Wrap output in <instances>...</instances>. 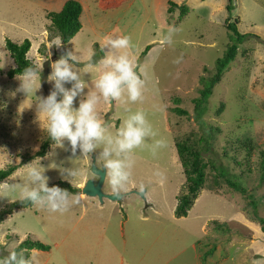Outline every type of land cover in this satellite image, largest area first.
I'll list each match as a JSON object with an SVG mask.
<instances>
[{
	"label": "rangeland",
	"instance_id": "374dc122",
	"mask_svg": "<svg viewBox=\"0 0 264 264\" xmlns=\"http://www.w3.org/2000/svg\"><path fill=\"white\" fill-rule=\"evenodd\" d=\"M65 1L0 0V164L11 157L20 167L46 157L41 160L46 168L52 162L69 168L79 157V150L73 157L70 151L52 149V143L44 155H34L47 134L36 119L35 102L29 107L35 96L16 91L17 75L7 74L15 63L6 38L16 43L28 38L26 55L42 66L45 59L54 61L75 47L84 56L92 46L94 56L105 55L108 49L101 51L100 43L106 35H130L136 45L132 54L146 81L143 100L101 104L100 111L105 119L110 113L117 120L111 124L114 132L126 115L125 107L143 109L167 146L155 156L147 149L136 150L132 183L119 200H100L81 191V205L63 215L30 205L13 209L0 222V255L30 237L50 245L49 250L29 251L34 264H264V177L261 180L259 166L264 150V0H234L230 12L227 0H170L176 3L171 12L164 7L169 0H119L111 7L77 0L83 7L81 28L58 48L53 44L60 37L48 30L46 11L59 10ZM181 5L187 7L185 14H180ZM227 19L236 21L247 36L196 120L193 98L202 87L200 77L213 73L229 43ZM169 27L175 29L170 45L162 40ZM181 55L183 60L174 63ZM99 60L85 74L89 82L101 70ZM48 87L51 90L50 83ZM36 95L48 94L41 86ZM188 137L204 139L200 149L207 161L206 179L187 214L176 216L185 175L175 140ZM247 141L249 149L244 146ZM99 151L73 162L83 171L73 181L76 187L81 189L88 178L97 179L90 165L95 160L99 167ZM29 156L33 158L24 159ZM155 170L163 173L162 183L153 175ZM45 175L49 184L65 180L56 168H47ZM226 177L246 188L253 206L249 197L226 183ZM1 182L16 183L19 178L8 176ZM102 188H110L107 179ZM11 202L0 197V210ZM13 227L16 233L9 235Z\"/></svg>",
	"mask_w": 264,
	"mask_h": 264
},
{
	"label": "clouds",
	"instance_id": "9594fccd",
	"mask_svg": "<svg viewBox=\"0 0 264 264\" xmlns=\"http://www.w3.org/2000/svg\"><path fill=\"white\" fill-rule=\"evenodd\" d=\"M174 31L173 27L168 28L162 37L164 43L172 44ZM61 44L62 40L57 39L53 45L59 48ZM135 47L130 35H106L103 43H100V49L104 51L107 48L108 51L99 60L98 67L101 70L90 82L85 79V74L90 73L92 66L97 64L92 62L96 55L93 46L86 57L76 47L74 51H65L58 59L51 61V71L47 76L51 90L46 96L36 95L41 88L40 64L29 63L16 77L20 82L16 91L24 93L26 97L35 96L29 107L35 102L36 119L52 141V149L70 151L73 157H76L79 150V157L75 160L92 158V154L100 149L96 161H99V168L103 170L114 196L125 192L132 183L137 149H147L155 156L167 146L165 138H157L158 131L143 109L125 107L126 115L114 132L111 130L112 122L106 121L100 111L101 104L121 102L127 105L143 100L146 81L143 70L138 68L132 54ZM182 60L183 55L173 62L179 64ZM81 62L87 63L78 66ZM77 98L78 106H74ZM51 155L52 152L48 154L49 157ZM44 158L36 157L16 168L9 179L19 178V182H0V197L10 201L19 200L31 207L63 215L74 206L81 205L83 194L70 192L58 185L49 186V177L45 172L47 168H56L75 187L73 181L81 177L83 171L73 163L75 160H72L73 167L65 168L52 162L46 168L41 164ZM12 166L10 157L4 164H0V169ZM153 175L163 182L161 171L155 170ZM15 233L16 229L10 228L8 234ZM4 250L7 254L0 255V264H34L35 258L27 249Z\"/></svg>",
	"mask_w": 264,
	"mask_h": 264
},
{
	"label": "trees",
	"instance_id": "16d2710c",
	"mask_svg": "<svg viewBox=\"0 0 264 264\" xmlns=\"http://www.w3.org/2000/svg\"><path fill=\"white\" fill-rule=\"evenodd\" d=\"M228 3L226 5L227 10L230 12L234 8L233 1L227 0ZM169 5L167 7V11L171 12L174 10L176 3L173 1H168ZM180 14H185L187 7L184 5L180 6ZM82 12V5L77 0H66L59 11H50L47 13V17L50 20V25L47 27L50 32H53L52 36H59L62 40L61 45H66L71 38L79 31L81 28L80 22V14ZM226 29L229 32L230 39L229 43L226 46L224 53L221 57L216 59L215 69L213 73L209 76H201L200 82L202 84L201 89L199 90V95L193 98L194 103V113L196 120H199L202 114L205 111V104L212 94V90L215 84L220 80L225 69L228 68L229 64L235 59L237 54L239 45L245 39L247 34L241 33L237 28L236 21H231L227 19ZM30 40L25 38L22 42L16 43L11 41L9 38L5 39V47L10 53L11 57L14 60L15 66L11 67L7 74L9 77H13L14 75H18V73L22 72L24 67H26L32 61L27 57L28 49L30 48ZM149 46L146 47V50ZM66 50H64L65 52ZM63 52V53H64ZM60 56V55H59ZM56 55V59L59 58ZM177 112L186 114L187 111L184 109L176 108ZM221 108L219 109V111ZM218 111V112H219ZM213 129L210 127L208 129V134H212ZM202 139L199 137L197 141H191L190 137L184 140H175V147L178 154V157L183 166V172L185 175V182L183 184L182 191L177 194V203L174 209V214L176 216H185L187 214L188 209L194 204L195 199L199 191L204 187L205 179H206V162L203 159V155L201 152L202 147ZM52 141L47 137L41 144L40 149L34 154L35 156H42L46 153ZM200 144V146H199ZM249 141L244 142L245 148L249 149L248 145ZM248 152V151H247ZM260 177L263 180L264 177V150L260 151ZM33 156H29L24 159H32ZM23 163V161H22ZM19 165L13 164L12 167H7L6 169H0V182L5 178L10 176V174L18 168ZM226 183L233 188L234 190L240 192L243 196L249 197L247 194L246 188H244L240 182L229 179L226 177ZM58 185L61 188L67 189L70 192H80L81 189L79 187H73L71 183L66 180H57L49 184V186ZM252 206L254 205V201L250 199L249 201ZM30 204H26L19 200L12 201L6 207L0 210V222L3 220L5 215L10 214L13 209L29 206ZM219 225V224H217ZM15 248L27 249L30 251L31 249L38 250H49L50 245L43 243L38 239H32L30 237H26L23 239ZM210 253V252H209Z\"/></svg>",
	"mask_w": 264,
	"mask_h": 264
},
{
	"label": "water",
	"instance_id": "95a60500",
	"mask_svg": "<svg viewBox=\"0 0 264 264\" xmlns=\"http://www.w3.org/2000/svg\"><path fill=\"white\" fill-rule=\"evenodd\" d=\"M104 55L102 54L101 56H93L92 58V62L95 63L97 62L101 57H103ZM50 59H45L42 63V75H41V86L44 89V91L46 92V94H49L50 89L48 87V83H47V76L49 74L50 71V64H51ZM87 62H81L78 66H82ZM110 113H107L106 115V121H110V122H116L117 120L113 117L109 116ZM91 172L97 176V179L94 180L93 178H88L84 185L81 187V191L88 195V196H93V197H98L100 200H103V197H106L110 200H119L121 199V197L125 194V193H121L119 196H114L112 193H108V192H104L102 190V185L104 182V172L102 169H100L96 163L95 160H92L91 162ZM138 194H140L141 196L144 195L143 191H136Z\"/></svg>",
	"mask_w": 264,
	"mask_h": 264
},
{
	"label": "crops",
	"instance_id": "0c3cea01",
	"mask_svg": "<svg viewBox=\"0 0 264 264\" xmlns=\"http://www.w3.org/2000/svg\"><path fill=\"white\" fill-rule=\"evenodd\" d=\"M99 1V2H98ZM118 1L119 0H96V3H97V7H111V6H115V5H117V3H118ZM103 3V6L101 5ZM99 5V6H98ZM164 7H165V9L167 10V4H165L164 5ZM57 9H59V8H57ZM61 9V8H60ZM59 9V10H60ZM59 10H55V11H59ZM82 10H83V7H82ZM50 11H52V10H50ZM49 11V12H50ZM46 13H48V10L46 11ZM81 15V14H80ZM47 17V16H46ZM48 18V17H47ZM45 26H46V23H45ZM75 36V35H74ZM85 56H87V54L85 55ZM105 180H106V178L104 179V182L103 183H105ZM102 187H103V185H102ZM103 189V188H102ZM104 191V190H103ZM105 192H108V193H111V189L109 188V189H107V190H105ZM124 196V195H123ZM122 196V197H123ZM103 198H106V197H103Z\"/></svg>",
	"mask_w": 264,
	"mask_h": 264
}]
</instances>
